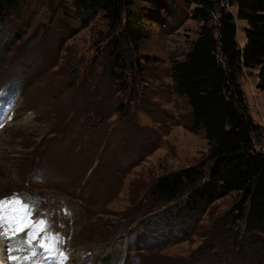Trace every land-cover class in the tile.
<instances>
[{
    "label": "rangeland",
    "instance_id": "1",
    "mask_svg": "<svg viewBox=\"0 0 264 264\" xmlns=\"http://www.w3.org/2000/svg\"><path fill=\"white\" fill-rule=\"evenodd\" d=\"M198 2L132 0L147 32L137 43L120 35L124 13L112 25L72 0L0 9V201L47 226L25 229L36 231L30 244L12 237V255L39 253L43 242L55 259L38 264H264V232L234 219L238 192L189 214L179 208L188 182L170 199L155 192L168 174L208 169L205 131L193 129L172 76L202 24ZM220 5L243 47L246 21L228 0ZM237 82L264 151L258 68H242ZM8 256L0 250L3 264H31Z\"/></svg>",
    "mask_w": 264,
    "mask_h": 264
},
{
    "label": "trees",
    "instance_id": "2",
    "mask_svg": "<svg viewBox=\"0 0 264 264\" xmlns=\"http://www.w3.org/2000/svg\"><path fill=\"white\" fill-rule=\"evenodd\" d=\"M72 1L91 12L103 10L112 25L124 13L120 35L126 41L137 43L147 37L141 20L128 11L132 0ZM228 1L247 23L244 46L238 45L233 14L220 5L221 0H199L192 14L202 21L198 35L185 58L172 66L176 89L191 107L193 129L205 131L208 169L204 172L198 165L168 174L155 184V192L170 199L179 185L188 182L189 191L179 207L183 214L197 213L238 192L234 219L244 217L245 227L264 232V151L255 149L254 142L260 126L249 115L237 82L242 68H258V87L264 88V0ZM14 2L0 0V9Z\"/></svg>",
    "mask_w": 264,
    "mask_h": 264
},
{
    "label": "snow or ice",
    "instance_id": "3",
    "mask_svg": "<svg viewBox=\"0 0 264 264\" xmlns=\"http://www.w3.org/2000/svg\"><path fill=\"white\" fill-rule=\"evenodd\" d=\"M2 126V125H0ZM8 207L7 201H0V240L8 241L11 243L12 237L17 236V234H23V244H30L33 240L36 239V231L33 230L31 232H26L25 229H34L39 228L43 230L46 226V222L44 220H35L33 218V223L28 224L26 221V216L30 215V212L26 209V216L18 215L16 209L13 207L11 212H6ZM11 233V236H9ZM49 242L55 239V236L48 237ZM39 248L42 250L41 252H37L35 249L31 251V256L25 255L22 258L12 255L14 251H18L19 249L13 247H7V251L9 252L8 259L10 261H29L31 260V264H38L40 261H47L49 259H55L53 256V252L55 251V245L52 247H47L45 243H40ZM63 255V253H60Z\"/></svg>",
    "mask_w": 264,
    "mask_h": 264
},
{
    "label": "bare ground",
    "instance_id": "4",
    "mask_svg": "<svg viewBox=\"0 0 264 264\" xmlns=\"http://www.w3.org/2000/svg\"><path fill=\"white\" fill-rule=\"evenodd\" d=\"M6 242L7 241H5V240H0V250H1V252L2 253H4V251H6L7 250V245H6ZM8 243V242H7ZM12 244L10 243L9 245H8V247H12L11 246ZM19 257V256H18ZM6 259V258H5ZM0 264H3V261H2V259H1V257H0Z\"/></svg>",
    "mask_w": 264,
    "mask_h": 264
}]
</instances>
